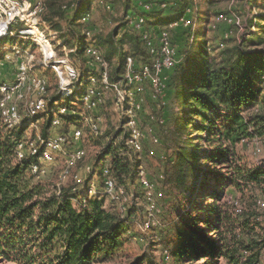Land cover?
<instances>
[{"label": "trees", "instance_id": "trees-1", "mask_svg": "<svg viewBox=\"0 0 264 264\" xmlns=\"http://www.w3.org/2000/svg\"><path fill=\"white\" fill-rule=\"evenodd\" d=\"M89 3L92 0H43L41 13L42 23L68 49L76 47L70 55L76 56L80 66L85 40L76 23ZM126 4L125 11L130 6L127 0ZM254 4L260 6L257 0ZM71 6L75 8L69 15ZM261 6L255 20L249 19L241 43L210 58L207 52L214 50H208L201 34L196 33L180 63L170 70L176 110L172 112L173 146H168L172 153L167 158L170 169L165 180L192 203L169 228L173 241L159 240L169 253V264H219L222 258L230 264H255L264 249V236L254 238L251 234L250 217L243 210L237 214L233 204L222 203L225 189L235 200L232 190L264 189V161L251 167L236 150L239 144L264 138V3ZM179 8L158 23L177 17L182 12H177ZM127 40L134 42V48L125 54L138 62L136 57L145 52L137 36L115 39L112 32L96 44L105 49L103 55L110 63L113 54L120 56ZM215 48L220 49L218 45ZM43 124L45 135L49 122ZM23 131V127L7 129L0 119V264H143L142 256L128 259L125 246L132 240L130 227L114 207L105 206L103 199L75 206L71 180L58 187L47 180L50 164L44 165L45 172L37 177L30 171L31 163L38 162L36 156L24 151L17 159L16 144ZM196 140L205 142L206 147L194 143ZM200 159L212 166L201 177L195 166ZM60 166L52 165L56 180ZM114 169L120 177L129 176L127 166L118 163ZM203 178L210 183L205 184ZM186 190L189 193L184 194ZM242 251L248 255L240 263ZM199 260L202 262L197 263ZM145 263L156 264L151 259Z\"/></svg>", "mask_w": 264, "mask_h": 264}, {"label": "built area", "instance_id": "built-area-1", "mask_svg": "<svg viewBox=\"0 0 264 264\" xmlns=\"http://www.w3.org/2000/svg\"><path fill=\"white\" fill-rule=\"evenodd\" d=\"M127 1L134 8L124 11L121 21V27L124 28L121 32L139 38L148 62H136L132 56L126 55L122 60L120 75L112 76V63L105 59L90 28L85 27L82 31L85 43L82 49L83 65L80 66L70 55L75 53L76 47L68 49L42 23L43 0H0V40L10 37L25 42L13 44L8 51L0 52L5 60L11 59L8 53L15 55L12 59H15L12 78L0 82V119L7 129L24 128L16 144L17 159L22 158L24 151L36 156L38 162L31 163L30 171L38 177L45 172L44 165L51 164L59 157L61 169L57 186L70 180L74 183L71 190L75 197L71 202L75 201L77 205L83 206L89 199H103L116 207L121 215L128 212L134 195L128 194L119 183L111 162L102 159L99 174H95L90 165L84 166V177L75 171L85 157L82 138L86 133L95 136L102 132L104 112H108L110 103L109 110L119 122L116 131L121 134L120 154L122 152L121 155L126 157H122V160L125 164H137L143 154L145 140L144 128L140 124L144 100L155 101L158 98L166 80L162 73L172 70L180 63L182 55L176 52L172 33L177 29L190 30L195 21L190 17L197 10L195 1H190L180 16L164 25L155 26L148 24V13L154 9L168 10L176 5L177 0ZM74 8L71 6L67 11L69 15H72ZM104 8L111 12L110 4H106ZM218 17L222 18V15ZM89 19L90 14L86 10L79 15L77 21L86 26ZM250 19L255 20V17ZM235 24L239 26L237 20ZM17 25L19 27L15 31L14 27ZM192 39L193 35L190 36V43ZM28 46L36 48L40 53L39 62L32 61ZM222 46V42L218 43L219 48ZM206 47L210 49L209 46ZM46 70L55 80V95L50 91V83L44 74ZM59 97L67 98L66 102L58 105L56 100ZM38 118L49 122L47 134L28 137L27 129H36ZM148 121H155V117L150 115ZM159 122L163 123L162 119ZM111 140H107V143L112 144ZM150 141L159 143L158 138L153 135ZM148 153L152 154L153 151L149 150ZM136 176L146 213L139 228L145 234L154 225L151 217L159 212V208L154 185L141 165L136 166ZM160 178L163 176L160 175ZM79 191L83 193L82 196L78 194ZM228 203L233 204L237 214L242 212L238 200L230 196ZM255 205L264 210V195L256 198ZM253 218L255 221L260 220V216ZM163 251L164 258L168 261L169 253L165 249ZM241 254L240 263L245 260L248 252L242 251ZM255 264H264V249L260 251Z\"/></svg>", "mask_w": 264, "mask_h": 264}, {"label": "rangeland", "instance_id": "rangeland-1", "mask_svg": "<svg viewBox=\"0 0 264 264\" xmlns=\"http://www.w3.org/2000/svg\"><path fill=\"white\" fill-rule=\"evenodd\" d=\"M81 1L83 3L86 0ZM177 1L178 2H176V5L172 8H169L168 10H157L156 13H153L152 16H150L151 21H149L148 24L155 26L164 25L159 24L158 21H160V19L169 18L170 14L174 13L173 10L179 6L181 8H179L177 12H179L180 10H182V12L177 16H180L188 3H190V1H195L194 3H196L197 10L195 15H192L190 17L191 19L194 18L195 20L192 24V27L190 28V30H175L172 33V42L176 49V52L178 54H182L185 51V48H187L189 45L190 36H194V34L199 33L201 34L200 37L202 38V41H204V43L209 46V48L214 50L211 52H207V57L210 58L215 57L216 55L219 56L220 53L224 51L223 49L233 47L235 44H239L242 42V34L244 30L248 31L250 17H256L259 7L260 9H263L261 4L264 3L263 0H257L260 6L256 7L254 4L255 0H253L252 3L248 2L247 0ZM181 2L182 5H179V3ZM106 4L111 5V12H107L105 10L104 6ZM126 5V0H93L92 3H89L86 6L87 11H89L90 14L88 25L85 26L77 21L76 30L81 31L82 33L85 27L90 28L92 30V34L96 38L97 44L99 38H105L108 33L112 32H115V39H119L123 37V35L132 37L134 36L133 34H122L121 32V30L124 28L121 27V21L125 8L127 7ZM129 5L130 6H128L127 9H133L134 5ZM219 15H222V18H219ZM152 19H154L155 21ZM236 20L238 21L239 26L235 24ZM18 27L19 25L14 27L15 31L16 29H18ZM68 39L70 38L67 36V40ZM246 39H248V37ZM221 42L225 47L223 48L222 46V48L220 49L215 48L217 47L218 43ZM13 44L20 45L25 44V42L20 41V39L10 37L5 40H0V52L8 51L9 49H11ZM122 47L123 50L119 52L120 56H116L117 54H113L110 57V63H112V76L120 75L122 68L120 71H118L117 67L120 63L122 55L134 48V42L131 40H127L125 41V43H123ZM100 48L102 49V52L105 53V49L102 46ZM27 49L30 51L28 53L32 55V61L36 63L39 62L40 53L37 51V49L31 46H28ZM7 55H9L11 59H0V82L3 80L9 81L12 78V73L15 69V59L12 60L15 55L13 53H8ZM136 58H138L139 61L148 62V60L142 55ZM74 59H76V56H74ZM47 74V78L50 83V91L52 90V95H55V80L53 79L51 73L47 72ZM162 75L166 77V80L164 81V87L160 95L157 99H155V101L145 99L143 110L140 114V124L142 128H144L145 140L143 154L140 156L137 164H125V162L122 160V157L123 159L126 157L125 155H121L122 152L120 154V151H122L120 145L121 134L120 132L116 131V128L119 126V122L116 120L115 114L109 110L111 109V105L109 103L108 112H104L105 120H103L101 125L102 132L95 136L86 133L82 138L85 157L75 169V171H78V173H80V175L84 177L86 176L83 170L84 166L90 165L94 173L99 174L102 165H100V161L102 159H106V162H111L113 169L116 168V165L118 163L122 166L128 167V169L130 170L129 176L125 175L120 177L119 174H116V169H114V173L116 174L119 183L123 185L128 194L134 195L133 204L129 206L128 212L125 215H121L120 213L119 215L129 225L132 235L131 242L125 246L127 254L129 255L128 259L131 260L132 258L142 256L144 257L143 264H146L145 262L147 261V259L153 260L156 264H169V260L167 261L164 258V246L159 242V240L165 239L166 242L173 241L172 234L169 233L168 230L169 228H171V226L175 225L181 214H185L189 210L192 203V199L190 201L186 200L184 195L178 191L174 184H171L169 180H165V175L169 171L168 169H170L167 163V158L172 153V147L169 150L168 146H173L170 138V132L172 128V112L176 110V107L170 93V70H165ZM66 100L67 98L65 97H59L56 100V103L58 105L63 104L64 102H66ZM150 115L155 117V121H148V117ZM159 119H162L163 123H160ZM43 123V119L38 118L37 128H28L27 136L34 138L36 135H40L41 133V135H44ZM152 135L158 138L159 143L154 144L150 141V137ZM191 136L193 137V139L195 138L194 134H192ZM109 139H112V144L107 143V140ZM194 143L200 144L201 147H206V143L203 141L196 140L194 141ZM149 150H152L153 153H148ZM236 150L242 156L245 163H247L251 167L257 166L264 161V138H261L258 142L254 140V142L250 141L247 143L239 144L236 147ZM52 165L54 167L60 165V158L56 157L55 160L50 165H48V173L50 174L49 177L47 176V180L49 182L58 183V181L52 176L53 174H55V172L53 171L54 167L52 168ZM138 165H141L144 168L147 177L154 185L156 203L159 208V212L151 217L152 223L154 225L150 226V228L146 230L145 234L141 232L139 228V225L144 221V218H146V213L145 203L137 182L136 166ZM195 166L197 171L199 172V176L201 177L202 173L209 166V164L200 159L198 160V162H196ZM160 175H162L163 178H160ZM92 176H94V174ZM202 180L205 182V184L210 183V181L207 182V178H203ZM195 181L197 182L198 178H196ZM231 192L233 196L236 197L239 204H241L244 214L249 216L251 222L253 223L252 227L254 228L251 231L252 236L254 238L258 237V235L264 236V210L259 209L255 205L256 198L264 195V189L244 190L243 192L232 190ZM187 193H189V190H186L184 194ZM224 193L225 194L223 195L222 203H228V198L230 197L229 190L225 189ZM78 194L83 195L81 191H79ZM193 196L194 195H192L191 198H193ZM72 203L75 206L77 205L75 201H72ZM104 204L107 207H112L109 201L104 200ZM114 210L118 211L116 207H114ZM254 216H260V220L255 221L253 218ZM201 262L202 260H199L197 263ZM219 264L230 263L222 258L219 261Z\"/></svg>", "mask_w": 264, "mask_h": 264}, {"label": "crops", "instance_id": "crops-1", "mask_svg": "<svg viewBox=\"0 0 264 264\" xmlns=\"http://www.w3.org/2000/svg\"><path fill=\"white\" fill-rule=\"evenodd\" d=\"M93 1V0H92ZM148 19L150 20V17H148ZM162 24V23H161ZM181 29H178L177 31H180ZM176 33V32H175ZM179 33V32H178Z\"/></svg>", "mask_w": 264, "mask_h": 264}]
</instances>
